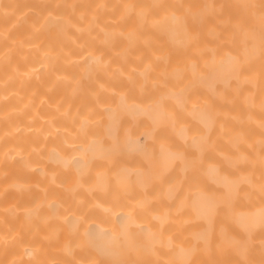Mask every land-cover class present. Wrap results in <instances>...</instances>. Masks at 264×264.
I'll return each instance as SVG.
<instances>
[{"label": "bare ground", "instance_id": "obj_1", "mask_svg": "<svg viewBox=\"0 0 264 264\" xmlns=\"http://www.w3.org/2000/svg\"><path fill=\"white\" fill-rule=\"evenodd\" d=\"M0 264H264V0H0Z\"/></svg>", "mask_w": 264, "mask_h": 264}]
</instances>
